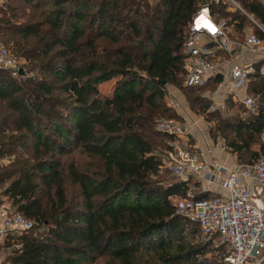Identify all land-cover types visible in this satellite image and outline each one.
<instances>
[{"label":"trees","instance_id":"trees-1","mask_svg":"<svg viewBox=\"0 0 264 264\" xmlns=\"http://www.w3.org/2000/svg\"><path fill=\"white\" fill-rule=\"evenodd\" d=\"M234 1L264 26L259 0ZM204 4L227 34L248 22L223 0H1L0 41L21 73L0 69V196L34 223L6 238L9 264H223V245L219 262H197L212 241L184 243L171 198L191 188L160 183L171 137L154 129L174 116V85L238 163L264 156V77L248 80L254 112L230 96L226 108L240 106L225 116L207 111L218 78L183 82L184 36ZM110 80L108 95L98 90ZM195 88L204 96L188 97Z\"/></svg>","mask_w":264,"mask_h":264},{"label":"built area","instance_id":"built-area-1","mask_svg":"<svg viewBox=\"0 0 264 264\" xmlns=\"http://www.w3.org/2000/svg\"><path fill=\"white\" fill-rule=\"evenodd\" d=\"M219 1L222 0H213L215 3ZM223 1L242 10L234 0ZM259 1L264 6V0ZM248 17L262 35L245 29L242 46L259 53L260 58L255 62H232L226 66L224 61L218 60L216 51H230L238 45L228 38L223 19L215 20L205 4L198 8L191 16L182 44L185 85H203L225 64L229 80L226 94L244 107L253 109V98L249 95L239 97L237 91L244 89L251 76L257 74L264 77V27ZM19 64V60L0 41V69L8 70L11 76L17 77ZM221 87L222 83L218 81L208 93L207 111L224 105V99L218 97ZM190 128V122L172 118L154 123L156 131L171 137L165 163L168 172L179 181L199 178L206 184L215 182L220 193L197 198L192 189H187L184 196L173 200L174 213L198 226L196 239L199 243L217 240L223 245L226 251L221 259L223 264H263L264 156L251 163L237 162L226 170L222 165H210L203 153L190 145ZM7 160L0 158V163ZM205 191L206 187L200 188V192ZM33 226L32 220L13 210L7 202L0 201V241L6 238L13 241Z\"/></svg>","mask_w":264,"mask_h":264},{"label":"rangeland","instance_id":"rangeland-1","mask_svg":"<svg viewBox=\"0 0 264 264\" xmlns=\"http://www.w3.org/2000/svg\"><path fill=\"white\" fill-rule=\"evenodd\" d=\"M227 7H228L227 9L229 11L234 12L235 14L236 13L240 14V12L242 14H244L242 12V10H243L242 8H241L242 10H239V9L235 8L234 6H232V5H229ZM235 9H237V11H235ZM243 11L245 12L246 15L250 16L248 13H246L245 10H243ZM245 14H244V16L246 17L248 22L244 24V27L241 29L240 33H238L237 31L233 30V26L231 24L230 25L227 24V32H228L227 35H228V38L230 40L234 41L236 44H239V43L242 42L241 40H242L243 36L245 35V29H247V28L252 29L251 24L254 25L251 22V20L249 19V17L246 16ZM262 27H264V26H262ZM237 40H239V41H237ZM111 85H112V80L104 82V83H101L100 85H98V90L101 91L102 93L108 95L110 93V91H111ZM182 86H184V84H182ZM203 93H204L203 89L195 88L188 97H191V95H193V96H196V95H201L202 96L203 95L204 96ZM255 99H253L254 103L257 105ZM165 100L167 101L166 103H170L168 106H169L170 110L172 112H174V116L172 117L174 120L178 119L180 121H189L187 117L194 116V118L199 120V126L195 128L197 130V132H199L202 136H203V134L205 135V132H206L208 137L213 139L211 134H210V132H209V128L212 125V123H208L207 121H205L204 120V116H203V114L201 112H199V113L195 112V110L190 107L189 102L185 98L184 91L180 87L174 86V85L167 86V90H166V94H165ZM239 106L240 105L236 106V104H235L233 106H230V107L226 108V110L223 112L222 115L225 116V115H228L229 113H233L234 111H236V109L239 108ZM216 137H218V136H216ZM167 151L168 150H165L162 153V158L161 159H162V162L164 161V165H162L160 167V171L158 173V176L162 179L161 182H160L162 184H165V183H168V182L174 181V180L177 181V179H175L174 177H172L169 174L168 169H167V167L165 165V163L168 160ZM195 180L199 181V178H189L187 180V182H188L187 185H188L189 188L192 189V186H193ZM197 188L198 189L194 190L195 192L199 191V187H197ZM210 194L211 193H209V195ZM171 199H172L171 201H173L175 199V197H173ZM179 222L184 227V230L182 232V235L184 237V243L187 244V245H188V241H190V243H192V245H193V243H196V238H195L196 237L195 236L196 232L193 229L194 227H192L191 223L188 222L187 219H185V218L181 219ZM191 229H193V231ZM32 233H36V231H34ZM0 247H3L5 249L4 250L5 253H6L5 257L7 256L6 257L7 259L9 257V255L11 254L12 249L16 248L15 245L6 246V239H4L2 241V245ZM177 247H179L178 243H177V246H176L175 242L172 243V245L167 249V254L168 253L169 254L178 253L179 250H178ZM222 251H223V247L221 246V244H219V242L217 240H214V241L208 243V245L206 246V251L203 254L197 256L196 260L198 262V261H208V260H212L213 259L216 262H219ZM2 264H8V263H6L4 261V262H2Z\"/></svg>","mask_w":264,"mask_h":264},{"label":"crops","instance_id":"crops-1","mask_svg":"<svg viewBox=\"0 0 264 264\" xmlns=\"http://www.w3.org/2000/svg\"><path fill=\"white\" fill-rule=\"evenodd\" d=\"M237 45L238 46H236L235 49L230 50V51L217 50L216 54H217L218 60L224 61L226 66L232 62L243 63V62H247V61L255 62V61L259 60V58H260L259 53L252 52L248 48L242 46V42L237 44ZM225 64H222V66L219 68L220 70L215 75L209 77L206 80V81H209V80L215 79V77H216V78H218V81H220L222 83V87L218 89V97L221 99H225L226 97H230L229 94H226V89L228 87L229 80L227 77V68H226ZM251 79H253V78H251ZM218 81L216 83H218ZM216 83H215V85H216ZM248 89H249V82H247L244 89L237 91L238 96L241 97L243 95H249L254 99V96L250 92H248ZM231 99L235 102L240 103L239 101L234 100L232 97H231ZM246 109L254 112V107H253V109H250V108H246ZM225 110H226V106H225V100H224V105L220 108V111L224 112ZM243 115L244 114L241 113V116H243ZM187 118L189 120L187 122L191 123V128H190L191 135H190V140H189L190 145L193 148H195L196 150H200L203 153L204 159L208 164H210V165H214V164L222 165L224 167V169L226 170V169L231 168L235 163H237L235 155L233 153L229 152V150L224 147L222 140L219 137H216L215 139H211L210 137H208L206 132H205V135L203 134V136H202L195 129L196 127L199 126V120L194 118V116L187 117ZM208 123H210V122H208ZM196 186L199 187V191H197L198 193H200L201 187L202 188L206 187L208 193H213V194H219L220 193L218 185L215 182H212L210 184H206V183H203V181L201 179H199V181H196V180L194 181L192 188L194 190L198 189ZM1 200L5 201L3 196H0V201ZM1 245H2V241H0V246ZM4 250L5 249L3 247H0V264H2V262H4V261L9 264V262L6 258L7 256L5 257L6 253Z\"/></svg>","mask_w":264,"mask_h":264},{"label":"water","instance_id":"water-1","mask_svg":"<svg viewBox=\"0 0 264 264\" xmlns=\"http://www.w3.org/2000/svg\"><path fill=\"white\" fill-rule=\"evenodd\" d=\"M18 72L21 73V69H18ZM263 264H264V260H263Z\"/></svg>","mask_w":264,"mask_h":264}]
</instances>
